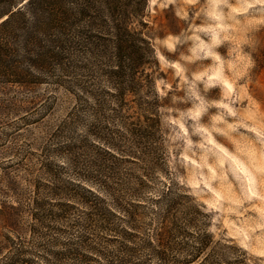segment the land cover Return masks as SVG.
<instances>
[{"label": "trees", "instance_id": "trees-1", "mask_svg": "<svg viewBox=\"0 0 264 264\" xmlns=\"http://www.w3.org/2000/svg\"><path fill=\"white\" fill-rule=\"evenodd\" d=\"M147 7L148 0H0V94L27 95L8 102L11 110L50 108L54 95L39 93L42 85L62 89L71 102L57 132L68 136L53 150L61 162L43 164L47 178L31 184L29 232L67 220L78 204L89 209L86 233L97 228L107 242L120 238L124 252L153 249L159 264H238L229 258L234 246L213 240L206 214L165 167L159 112L167 103L155 86L163 74ZM13 188L17 204L0 203V264L27 263L22 194ZM146 208L155 219L151 236L131 245L150 225ZM79 240L72 255L83 245L102 254L87 234Z\"/></svg>", "mask_w": 264, "mask_h": 264}, {"label": "rangeland", "instance_id": "rangeland-1", "mask_svg": "<svg viewBox=\"0 0 264 264\" xmlns=\"http://www.w3.org/2000/svg\"><path fill=\"white\" fill-rule=\"evenodd\" d=\"M245 7L259 12L264 9V0H247ZM206 8V0H156L154 4L148 0L147 31L152 41L164 32L194 35L195 28L203 27L208 19ZM257 39L260 45L254 53L255 65L248 70L245 83L217 85L201 93L199 101L186 97L195 115L172 102L175 87L180 84L175 79L179 67L173 72L161 71L163 77L155 82L158 95L167 103L159 115L169 176L206 214L204 220L213 240L234 246L229 258L239 260L238 264H264V108L256 104L257 97L264 94V29ZM161 80L174 85L167 95L160 94ZM39 93L54 95L50 108L19 113L13 112L8 102L19 103L26 93L0 94V203L16 205L15 195L7 189H20L26 227L21 238L27 259L23 264H159L153 249L139 246L134 252H124L119 249L120 238L107 242V234L97 228L86 233V226L81 225L89 209L78 204L67 220L54 221L48 229L38 228L39 234L29 232L31 184L47 178L41 174L43 164L61 162L53 150L68 136L66 129L57 132L71 106L62 89L42 85ZM226 112L229 115H224ZM157 186L161 188V183ZM150 210H144L148 216L143 220L150 225L144 224V234L131 245L150 238L151 222L155 220ZM86 234L87 242L102 254L88 251L84 245L75 256L71 254V248ZM60 250L65 252L62 259L53 253ZM86 255L91 257L81 262Z\"/></svg>", "mask_w": 264, "mask_h": 264}, {"label": "clouds", "instance_id": "clouds-1", "mask_svg": "<svg viewBox=\"0 0 264 264\" xmlns=\"http://www.w3.org/2000/svg\"><path fill=\"white\" fill-rule=\"evenodd\" d=\"M246 3L247 0H206L208 19L203 27L195 28L194 35L164 32L153 38L159 71L180 69L175 77L180 84L175 87L172 102L184 112L197 114L186 97L199 101L201 93H208L217 85L245 83L260 45L257 34L264 29V9L253 13L245 7ZM173 88L171 82L160 81L161 95H167ZM256 104L264 108V94L257 97Z\"/></svg>", "mask_w": 264, "mask_h": 264}]
</instances>
